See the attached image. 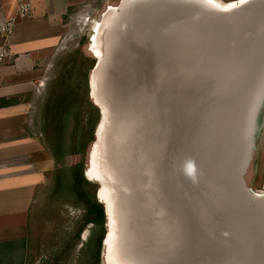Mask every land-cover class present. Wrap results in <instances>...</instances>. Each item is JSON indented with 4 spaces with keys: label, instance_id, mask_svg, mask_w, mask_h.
I'll return each mask as SVG.
<instances>
[{
    "label": "water",
    "instance_id": "obj_1",
    "mask_svg": "<svg viewBox=\"0 0 264 264\" xmlns=\"http://www.w3.org/2000/svg\"><path fill=\"white\" fill-rule=\"evenodd\" d=\"M97 30L89 94L111 261L264 264V193L244 182L264 0H119Z\"/></svg>",
    "mask_w": 264,
    "mask_h": 264
},
{
    "label": "rangeland",
    "instance_id": "obj_2",
    "mask_svg": "<svg viewBox=\"0 0 264 264\" xmlns=\"http://www.w3.org/2000/svg\"><path fill=\"white\" fill-rule=\"evenodd\" d=\"M118 2L88 0L77 6L68 19L69 31L47 62L42 82L30 85V91L21 97L30 104L27 149L36 152L29 159L39 161L44 175L33 197L34 206L29 207L27 264H105L104 240L100 245L98 242L99 228L84 224L75 237L84 220V209L71 183L73 166L82 162L83 177L90 183L88 192L95 190L97 196L98 183L86 177L99 120L98 108L89 94L90 74L96 62L90 41L105 10ZM249 131L244 182L250 194L257 195L264 192V94ZM103 228L106 233L105 224Z\"/></svg>",
    "mask_w": 264,
    "mask_h": 264
},
{
    "label": "crops",
    "instance_id": "obj_3",
    "mask_svg": "<svg viewBox=\"0 0 264 264\" xmlns=\"http://www.w3.org/2000/svg\"><path fill=\"white\" fill-rule=\"evenodd\" d=\"M86 1L30 0L28 17L16 19L12 28L6 47L9 55L0 59V103L18 100L0 107V264H27L29 207L43 184L39 161L29 159L36 152L27 149L30 104L21 97L30 85L42 82L47 62L69 31L68 19ZM15 11L16 0H0L1 21Z\"/></svg>",
    "mask_w": 264,
    "mask_h": 264
},
{
    "label": "trees",
    "instance_id": "obj_4",
    "mask_svg": "<svg viewBox=\"0 0 264 264\" xmlns=\"http://www.w3.org/2000/svg\"><path fill=\"white\" fill-rule=\"evenodd\" d=\"M18 100L10 99L8 101H2L0 107L17 104ZM82 162H78L72 168V183L71 190L74 193L76 200L81 203L84 209V220L83 223L79 226L78 231L75 234V237L78 238L79 231L84 224H92L95 227L99 228L100 236L98 239L99 245L104 239V228L105 224V214L103 205L98 202L96 199V191L92 193L88 192L87 185H90L88 181L83 177ZM60 185V184H59Z\"/></svg>",
    "mask_w": 264,
    "mask_h": 264
},
{
    "label": "bare ground",
    "instance_id": "obj_5",
    "mask_svg": "<svg viewBox=\"0 0 264 264\" xmlns=\"http://www.w3.org/2000/svg\"><path fill=\"white\" fill-rule=\"evenodd\" d=\"M211 2H213V3H215V4H217L218 6H220V7H231V6H235V5H237V2H241V1H243V0H234V1H228V2H225V3H219V2H217V1H215V0H210ZM114 7L115 6H111V7H108L106 10H113L114 9ZM106 10H105V12H106ZM109 12H107L106 14H108ZM104 15V14H103ZM103 15H102V17H103ZM92 22V21H91ZM252 22H256V18L254 17L253 18V20H252ZM99 24H100V21H99V23L98 24H95V26H94V31H93V38L91 39V41H90V51H91V53H93V55L95 56V61L96 60H98V61H100L101 59H102V55H101V53H100V51H99V49H98V45H97V37H96V33H97V27L99 26ZM88 26V25H87ZM97 26V27H96ZM264 34V33H263ZM92 97H93V95H92ZM91 98V97H90ZM91 101H93L94 102V98H91ZM94 104V103H93ZM95 106H96V104H94ZM103 121H101V124H103V122H104V119H102ZM100 127H101V125H100ZM100 127L98 128L99 130H98V133L97 134H99V132H100ZM94 145V146H93ZM93 145H92V147H91V150H90V154H89V157H88V171H87V173H86V177L88 178V180H90V181H93V182H96V183H98V180H97V178H96V172H97V169H96V167H95V163H94V161L96 160L95 159V156L93 155L94 153H95V151H96V148H97V143L96 144H94L93 143ZM155 149H156V147H155ZM94 156V157H93ZM86 171V170H85ZM245 175V174H244ZM264 190V189H263ZM258 192V191H257ZM264 193V192H263ZM98 200L100 201V203H102V204H106L107 205V200H106V196H105V190H104V188H102V190H100L99 191V195H98ZM108 206V205H107ZM107 215H108V217H109V219H110V221H111V213L109 212V210H108V212H107ZM106 221H108V219L106 220ZM109 222V221H108ZM108 222H107V224H108ZM112 222L110 223V224H108L107 225V230H106V232H107V234H106V240H105V242H104V245H103V255H104V261H105V264H112L113 262L111 261V255L110 254H112L113 253V240H110V238H111V231H112ZM107 236H109V237H107ZM114 254V253H113ZM103 258V257H102ZM109 260V261H108ZM113 264H115V263H113Z\"/></svg>",
    "mask_w": 264,
    "mask_h": 264
},
{
    "label": "built area",
    "instance_id": "obj_6",
    "mask_svg": "<svg viewBox=\"0 0 264 264\" xmlns=\"http://www.w3.org/2000/svg\"><path fill=\"white\" fill-rule=\"evenodd\" d=\"M29 12H30V0H16L15 15L5 21L0 20V37L2 38L0 59L4 56L9 55V52L7 51L6 47L16 19H24L28 17Z\"/></svg>",
    "mask_w": 264,
    "mask_h": 264
}]
</instances>
